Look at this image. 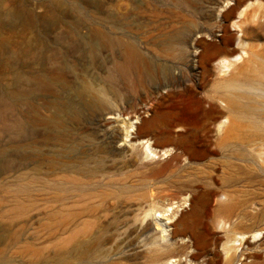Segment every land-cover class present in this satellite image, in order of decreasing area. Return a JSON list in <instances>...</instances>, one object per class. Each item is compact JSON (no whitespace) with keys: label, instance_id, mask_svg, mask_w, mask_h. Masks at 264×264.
Segmentation results:
<instances>
[{"label":"rangeland","instance_id":"374dc122","mask_svg":"<svg viewBox=\"0 0 264 264\" xmlns=\"http://www.w3.org/2000/svg\"><path fill=\"white\" fill-rule=\"evenodd\" d=\"M10 2L0 5V26L14 25V44L0 50V264H149L145 257L122 254L116 244L124 240L125 228L119 225L129 208L160 202L163 193L159 187L164 182L167 193L174 190L173 186L193 182L220 185L231 176L238 193L264 200V173L251 174L237 168L227 171L223 144L214 134L207 140L212 154L205 162L193 167L173 163L158 176L149 170L165 162L166 155L152 160L141 156L125 164L122 155L99 158L97 153L87 152L92 147L89 144L105 141V130L101 120L84 115L78 90L99 85L105 91L111 83L122 100L144 101L141 87L127 89L116 80L112 82L115 74L111 67L122 53L120 43L132 42L146 53L154 48L153 42L168 33H184L185 26L189 29L196 24H222L220 18L211 17L199 4L183 5L175 0H14V14L8 10ZM7 14L11 15L5 17ZM229 29L241 35L231 25ZM262 42L264 39L259 44ZM218 76L215 70L207 74L195 68L191 83L205 95ZM167 92L166 88L157 90L145 108ZM65 98L70 99L72 110H81V119L73 122L67 118L62 108ZM54 116L59 124L52 120ZM129 117L125 115L124 119ZM242 132L238 136L244 142L239 145L253 153L261 167L264 144L258 139L246 141ZM232 138L231 143L242 142ZM77 139L81 142L78 148L72 145ZM75 148L85 152L80 168L94 166L100 171L93 179L75 176L85 183L83 191L59 195L44 188L45 180L60 182L69 174L70 169L62 164L66 162L64 156ZM32 172L37 173L38 183L31 194L13 195L10 186L15 190ZM148 181L150 186H141ZM111 186L133 188L116 203L103 193ZM94 227L100 243L107 239L104 247L109 248L108 256L83 259L76 245L88 240ZM155 232L152 226L146 234ZM140 238L132 234L128 239L136 245ZM242 260L239 257L236 264Z\"/></svg>","mask_w":264,"mask_h":264},{"label":"bare ground","instance_id":"6f19581e","mask_svg":"<svg viewBox=\"0 0 264 264\" xmlns=\"http://www.w3.org/2000/svg\"><path fill=\"white\" fill-rule=\"evenodd\" d=\"M175 1L199 4L201 10L223 23L214 22L208 27L196 24L189 29L185 26L184 33L164 35L146 53L132 42L120 43L122 53L111 67L115 74L112 82L116 80L127 89L141 87L144 101L139 104L122 100L111 83L105 91L99 85L78 90L83 97L84 115L101 120L105 130V141L89 144L92 147L87 152L97 153L99 158L122 155L125 164L141 156L152 160L166 155L165 162L149 170L151 175L158 176L173 163L193 167L205 162L212 154L207 140L214 134L223 144V165L227 171L237 168L251 174L264 173V163L258 166L257 157L240 146L244 141L238 136L243 129L241 134L246 141L258 139L264 144V42L259 44L264 39V0ZM5 2L10 0H0V5ZM10 3L8 10L14 14V0ZM229 25L241 35L232 33ZM8 43L14 44V25L0 26V50ZM195 68L219 74L205 95L191 83ZM108 78L111 79L110 75ZM155 80H159L158 84L151 86ZM186 81L189 83L185 84ZM161 88L168 89L167 94L156 98L146 109L153 93ZM71 107L70 99L65 98L62 108L67 118L73 122L81 119V110ZM125 115L130 119H124ZM55 119L54 116L52 120L59 124ZM232 137L242 142L231 143ZM117 142L123 145L117 147ZM80 144L77 139L72 145L78 148ZM77 148L64 156L66 162L62 166L70 169L69 174L60 182L45 180L44 188L59 195L85 190V183L77 177L93 179L100 169L80 168L85 152ZM36 176L32 172L15 190L14 185L10 186L11 193L31 194L38 183ZM149 183L141 186L148 187ZM164 183L159 187L163 193L160 202L129 208L120 223L121 229L125 228V238L116 246L124 256L145 257L149 264H236L239 257L243 258L240 264H264V200L238 193L234 187L236 180L231 176H226L220 185L212 181L193 182L173 186L174 190L167 193ZM132 188L113 186L103 193L118 203ZM152 226L156 232L147 235ZM95 229L88 240L76 245L83 259L108 256L109 248L104 247L107 239L100 243ZM132 234L137 239L145 236L135 245L128 239Z\"/></svg>","mask_w":264,"mask_h":264}]
</instances>
